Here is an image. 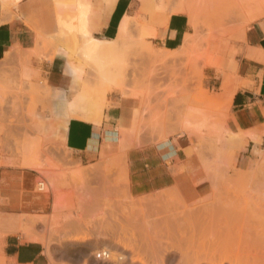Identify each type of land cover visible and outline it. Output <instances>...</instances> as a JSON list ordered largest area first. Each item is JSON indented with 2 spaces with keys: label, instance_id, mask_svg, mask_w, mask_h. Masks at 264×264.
<instances>
[{
  "label": "crops",
  "instance_id": "obj_1",
  "mask_svg": "<svg viewBox=\"0 0 264 264\" xmlns=\"http://www.w3.org/2000/svg\"><path fill=\"white\" fill-rule=\"evenodd\" d=\"M88 38L105 49L142 39L149 44L144 58L151 69L155 64L157 70L159 59L175 65L192 59L201 76L199 87L219 95L218 103L227 107L225 118L216 115L209 134L200 129L209 120L202 114L205 105L176 106L172 101L180 118L167 114L166 121L194 126L186 133L183 126L169 125L166 139L159 142L151 131L137 133L143 119L157 116L156 99L151 98L149 114L143 116L142 101L114 89L106 92L108 106L95 117L88 110L90 103L96 104L94 96H88V104L75 102L83 90L88 94L98 83L87 60L105 52L87 56ZM207 42L219 44L213 56L217 66L206 64L202 50ZM81 45L84 49L79 50ZM94 72L102 76L96 67ZM170 89L195 90L193 84L174 83ZM46 90L58 103L54 100L53 113L42 114L40 94ZM30 93L38 101L35 122L45 125L53 144L61 123H66L64 152L56 146L46 152L54 161L66 155L69 166L84 168L93 182L100 178L105 161L123 160L131 197L173 191L177 176L186 177L197 192L192 201H199L209 196L203 138L229 148L240 169L248 167L255 151H264V0H20L11 11L0 4V259L4 264H115L95 257L104 249L121 251L106 229L107 196L86 193L80 210L60 211L56 222L62 218V231L50 220L52 189H38L42 179L38 170L23 165L25 144L18 147L13 141L25 138ZM79 216L85 219V228L79 225ZM42 217L47 224L36 222ZM83 234L85 240H72ZM57 235L71 238L60 242Z\"/></svg>",
  "mask_w": 264,
  "mask_h": 264
},
{
  "label": "rangeland",
  "instance_id": "obj_2",
  "mask_svg": "<svg viewBox=\"0 0 264 264\" xmlns=\"http://www.w3.org/2000/svg\"><path fill=\"white\" fill-rule=\"evenodd\" d=\"M19 1L0 0V4L3 10L11 11ZM190 6L196 7V4L191 1ZM141 35L143 37V34ZM218 47L219 44L205 43V48L202 51H206V64L217 66L218 60L216 62L213 56L218 51ZM78 49L84 48L81 45ZM105 51L101 57H98L100 63H103L100 66H106L98 67L102 74L105 73L102 76L94 72L92 58L87 60L89 62L88 70L98 82L94 90L88 94L90 98L94 96L97 106L102 111L108 106L105 100L106 92L111 89L118 90L124 97L130 96L142 101L143 116L149 114L151 98L156 99L157 116H152V121L143 119L137 126L138 134L151 131L158 136L160 142L166 139L169 125L183 126L181 131L189 133L194 125L187 122L171 123L166 121L167 114L177 113L180 118V109L172 107V101L176 106L186 103L192 105L193 102L205 105L201 108L202 114L209 120L202 122L200 129L206 130L209 134L214 128L212 124L215 116L221 115L223 119L225 118L227 107L224 103H218L219 95L215 91L203 90L199 87L201 76L193 69L192 59L180 60L179 65L171 64L170 59H159L157 70L155 64L151 69L149 59L144 58L149 54V44L142 39L139 42H126L121 47L111 45ZM173 83L180 87L193 84L195 90L193 92L172 90L170 88ZM29 96V101L25 103V117L29 119V122H25V138L13 141L18 147L22 143L25 144L28 154L24 156V163L30 161L37 166L36 169L42 178L38 181L39 190L43 188L42 191L46 192L49 181L53 179L55 182V190L52 189L55 196L53 213L50 218L52 224L56 223L57 229L62 231L64 227L62 218L56 222L58 213L60 211L69 212L76 207L80 210L84 204L86 193L103 194L108 197L106 229L110 233L111 242L116 244L121 251L104 249L95 252V257L97 254L106 252L107 259L102 255L100 259L115 264H126L128 261L132 264H203L198 254H207V251L210 253L211 250L214 251L224 246L226 248L235 246V243L238 242L236 234L238 232L245 233L247 226L249 227L250 220L248 219L261 216L259 210L262 208V211L264 210L263 204L262 206L258 204L254 194L252 193V196L249 194L252 191H245L244 186L247 187V190L256 185L264 186V151H255L248 167L240 169L237 166L236 154L229 148L222 149V147L216 146V144L219 145V142L215 143V140L203 138L206 145L203 168L206 174L205 181L209 184L208 197L192 201L197 194L196 190L186 177L179 176H177V185L173 191H160L148 197H131L127 170L123 160L119 161V164L105 161L104 169L99 173L100 178L95 177L93 182L87 180L84 168H71L67 163L66 155H62L61 160L54 161L46 152L54 146L57 150L64 152L61 140L63 141L66 123H61V131L56 135L55 144H53L49 134L45 132V125L35 122L37 120L35 116L39 113L38 101L33 93H30ZM40 97L41 113H53L54 100L58 103L55 94L46 90L44 94H40ZM224 102L226 103L225 100ZM14 109L18 110H15L17 113H21V108L15 107ZM200 134L203 135L204 132H200ZM17 151L19 152L20 148ZM222 186H224L223 190L229 191L223 192ZM220 188L224 195L218 191ZM245 195H250L246 197L247 200L243 198ZM232 198L234 201H231ZM141 199H147L144 200L146 203ZM164 199L168 201H162ZM243 200L244 202H242ZM246 201L248 205H251L248 206ZM253 201L260 206L256 208ZM236 207L240 210H242L241 207L244 209L239 213V209L238 211L234 209ZM253 207L256 209L255 213H252L254 212ZM254 214H257L258 217ZM42 218L44 219L43 224H47V218ZM252 219L251 223L255 220L252 221ZM78 222L83 228L86 227V221L82 216H79ZM261 229L264 234V226ZM257 231H259V237L263 238L260 229ZM220 233L224 234L223 238H226V241ZM57 237L60 242L71 238L62 235H57ZM245 237V234L242 235V238ZM74 238L85 240L86 235H78ZM246 240L243 239V243ZM124 246L127 248L125 249ZM0 264H4L2 259H0Z\"/></svg>",
  "mask_w": 264,
  "mask_h": 264
},
{
  "label": "bare ground",
  "instance_id": "obj_3",
  "mask_svg": "<svg viewBox=\"0 0 264 264\" xmlns=\"http://www.w3.org/2000/svg\"><path fill=\"white\" fill-rule=\"evenodd\" d=\"M260 14V13H259ZM258 15V14H257ZM261 15V14H260ZM253 16H255V14L253 15ZM79 18H81V16L79 17ZM252 19V18H251ZM82 28V27H81ZM81 30V29H80ZM82 30H84L83 28H82ZM85 33V32H84ZM88 41H87V43H86V45H85V54H87V56H94L95 57V54H96V52L97 53H99V51L100 50H104L105 49V47L103 48L102 47V44L101 43H99V42H96V41H93L92 39L90 40L89 38L87 39ZM121 47V46H120ZM120 50V49H119ZM106 52V51H105ZM95 53V54H94ZM102 53V52H101ZM97 55V54H96ZM99 55H101L100 53H99ZM99 57V56H98ZM96 59H98L97 57H95ZM95 58H93L94 60H92L93 61V64H94V66L98 69V67H106V66H100L101 64H103L102 62L100 63V61H99V59H98V61H96L95 60ZM98 63H100V64H98ZM95 67H93V69L95 68ZM106 70V69H105ZM100 71V70H99ZM104 71V70H103ZM99 74V73H98ZM103 74H105V73H103ZM102 74V75H103ZM88 96H90L89 94H87V91L86 90H83L82 92H81V94L77 97V101H75V102H78V104H79V106L81 105L80 103H82L83 105L84 104H88V103H86L87 102V99L89 98ZM223 99H225V101H226V103L228 102V96H224V98ZM91 100V99H90ZM93 101V100H92ZM75 102H73V103H71L70 104V106L71 105H74L75 104ZM77 104V103H76ZM77 104V105H78ZM97 104H94V103H90L89 104V106H88V110L91 112V113H93V115L95 116V117H97L100 113H101V110L100 109H97V108H99V107H96V110H95V108H94V106H96ZM101 106V105H100ZM82 108H83V106H82ZM87 109V108H86ZM101 109H102V107H101ZM87 110V111H88ZM24 166H26V167H29V168H34V169H36L37 168V166L33 163V162H30V161H28V162H26V163H24ZM42 185V184H41ZM247 186H248V184H247ZM245 187V191H252V192H250L249 194L252 196V193L254 194L253 196L254 197H256V199L255 200H257L258 202V204H261V206H262V204H263V207H264V186L262 185V186H260V185H256V186H253L252 187V189H250L251 187H249V190H247V187L246 186H244ZM49 188H51V189H54L55 190V182L53 181V179L52 180H50L49 181V183H48V185H47V189H49ZM222 188V191L224 192L225 190H223V188H224V186H222L221 187ZM221 188H220V190H218V191H220L221 192ZM219 189V188H218ZM229 189V188H228ZM42 190H43V188H42ZM227 191H229V190H227ZM227 191H225V192H227ZM166 193V192H165ZM178 193V192H177ZM179 194V193H178ZM212 194V193H211ZM220 194H222V195H224L222 192L220 193ZM221 195V196H222ZM250 195H245V197H243L244 199H246V197H248V196H250ZM180 196V195H179ZM216 197V196H215ZM239 197V196H238ZM155 198H157V197H155ZM180 198V197H179ZM241 198H242V196H241ZM241 198H239V199H241ZM251 198V197H250ZM178 199V198H177ZM237 199V198H236ZM141 200H143V199H141ZM140 200V201H141ZM144 200H147V199H144ZM144 200H143V202H144ZM214 200V199H213ZM238 200V199H237ZM242 200V199H241ZM240 200V201H241ZM247 200V199H246ZM249 201H250V199H248ZM150 201V200H149ZM231 201H234L233 200V198H232V200ZM142 202V201H141ZM140 202V203H141ZM165 202V201H164ZM242 202H244V200L242 201ZM254 202V201H253ZM252 202V203H253ZM144 203H146V201L144 202ZM232 203H234V202H232ZM246 203H247V201H246ZM245 203V204H246ZM257 203H253L254 205H255V207L256 208H258L259 206H258V204ZM135 204H137L136 202H135ZM159 204V203H158ZM173 204V203H172ZM235 204H236V202H235ZM243 204V203H242ZM244 204V205H245ZM257 204V205H256ZM141 205V204H140ZM171 205V204H170ZM239 205V204H238ZM237 205V206H238ZM241 205V204H240ZM247 205H248V203H247ZM251 205V204H250ZM250 205H248V206H250ZM143 206V205H142ZM253 206V205H252ZM258 206V207H257ZM134 207V206H133ZM240 207V206H239ZM144 208V207H143ZM242 208V210L244 209L243 207H241ZM261 208V207H260ZM136 209H138V208H136ZM234 209H236L237 211H238V209H237V207L236 208H234ZM233 209V210H234ZM245 209H246V207H245ZM247 209H248V207H247ZM263 209V208H262ZM262 209L261 210H259V211H261V218L259 217V218H256V217H254V219H252V223H251V219H248V220H250V223H248L249 224V227L247 226V231L245 232V233H242V232H238V234H236V235H238L237 236V240H238V242L237 243H235V246H233V247H230V246H228L227 248L224 246L223 248L222 247H220V248H218V249H216V250H214V251H210V253H208V251H207V254H204V253H202V255L201 254H198L199 256H200V258L202 259L201 261H202V263L203 264H264V237L262 238V236H260L259 237V231H257L258 229H260V232H262L261 230H263V229H261L262 228V226H264V213H262L263 211H262ZM240 210V209H239ZM242 210H240L239 211V213H241L242 212ZM253 210H254V212H252V210H251V212L252 213H255L256 211V209H254V207H253ZM257 210V211H258ZM234 212V211H233ZM237 213V212H236ZM245 213V212H244ZM248 213V212H247ZM260 213V212H259ZM259 213H258V215H259ZM139 214H140V212H139ZM233 214V213H232ZM137 215V214H136ZM254 215H257V214H254ZM258 215H257V217H258ZM239 216V215H238ZM252 216V215H251ZM240 217V216H239ZM144 219V218H143ZM44 222V219L43 218H38V219H36V222ZM245 223H247V222H245ZM244 223V224H245ZM247 224V225H248ZM246 228V227H245ZM244 228V229H245ZM243 229V231H245ZM224 230V229H223ZM222 230V231H223ZM223 233H224V231H223ZM222 233V235H221V233H220V235H221V237L223 238V236H224V234ZM244 234H245V236L247 237V240H246V237L245 238H242V235L244 236ZM262 234H263V232H262ZM261 235V234H260ZM263 236H264V234H263ZM220 238V237H219ZM222 238H220V240L222 239ZM224 239V238H223ZM223 239H222V241H223ZM226 239V238H225ZM224 239V240H225ZM243 239H245L246 241H245V243H243L244 241H243ZM72 240H78L77 238H73ZM235 240V239H234ZM226 241V240H225ZM221 243V242H220ZM224 243V242H223ZM219 244V243H218ZM225 244V243H224ZM222 246H223V244H221ZM220 246V245H219ZM124 248L126 249L127 247L126 246H124ZM205 252H206V250H204ZM203 252V251H202ZM195 254V253H194ZM106 255H107V253H106ZM196 255H197V253H196ZM101 257V256H100ZM195 257V256H194ZM104 258H106V257H104ZM191 258H193V257H191ZM199 258V259H200ZM107 259V258H106ZM195 259V258H194ZM198 259V258H197ZM191 262V261H190ZM201 264V263H200Z\"/></svg>",
  "mask_w": 264,
  "mask_h": 264
},
{
  "label": "built area",
  "instance_id": "obj_4",
  "mask_svg": "<svg viewBox=\"0 0 264 264\" xmlns=\"http://www.w3.org/2000/svg\"><path fill=\"white\" fill-rule=\"evenodd\" d=\"M42 183H39V185H41ZM102 255V257H108V255H106V252H102V254H97L96 257H100Z\"/></svg>",
  "mask_w": 264,
  "mask_h": 264
}]
</instances>
